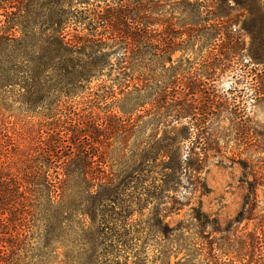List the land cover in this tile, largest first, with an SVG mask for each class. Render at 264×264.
I'll use <instances>...</instances> for the list:
<instances>
[{"label":"trees","instance_id":"obj_1","mask_svg":"<svg viewBox=\"0 0 264 264\" xmlns=\"http://www.w3.org/2000/svg\"><path fill=\"white\" fill-rule=\"evenodd\" d=\"M205 1L113 0L103 12H93L95 18L80 22L89 32L72 37L66 32L70 18L40 32L36 23L23 18H0V264H108L106 253L114 255L111 264H171L167 256L173 253L174 264H264V201L259 193L264 192V171L258 176L253 171V180H245L242 209L224 228L198 207L190 215L201 225L199 232L184 220L170 226L167 208L158 207L164 197L175 195L188 173L194 172L196 183L206 187L200 173L211 138L205 132L216 111L212 102L202 103L196 95L223 63L221 54L225 63L243 62L239 60L245 55L236 21L223 20L214 11L208 18L197 9ZM204 17L208 20L199 19ZM257 44L259 49L249 55L264 66V40ZM194 63L202 70L190 82L176 73L161 75ZM94 80L100 81L103 99L116 97L115 87L124 95L121 111L129 115L119 119L117 129L124 138H137L130 162L138 164L140 174L131 181H140L141 190L125 206L128 217L140 211L133 208L137 204L150 212L148 206L160 200L152 206L155 222L145 220L144 230L124 229L131 238L122 243L115 239L105 248L93 238V226L104 216L102 207L113 201L110 191L120 190L106 171L104 151L95 145L100 135L108 136V127L92 116L84 120L61 114L63 104L94 92ZM257 83L264 85V79ZM9 103L20 104L21 110ZM146 104L151 105L149 120L143 121L142 114L133 117ZM17 112L56 119L52 127L43 121L18 140L5 127L6 118ZM145 129L151 132L146 138ZM253 145L264 151V129L254 134ZM242 167L248 176V163ZM148 172L155 175L144 174ZM102 220V230L114 228ZM244 221L254 226L235 227ZM132 222L127 218L122 227ZM153 232L162 236L158 243L152 248L139 244ZM171 238L177 246H169ZM148 250L154 251V260Z\"/></svg>","mask_w":264,"mask_h":264},{"label":"rangeland","instance_id":"obj_2","mask_svg":"<svg viewBox=\"0 0 264 264\" xmlns=\"http://www.w3.org/2000/svg\"><path fill=\"white\" fill-rule=\"evenodd\" d=\"M112 2L113 0H0V18H23L31 23H36V32L43 31L50 23L58 22L63 18H70L71 24H69L66 32L69 33V37H72L76 34L89 32L80 22H85L88 18H95L93 12L98 10L103 12L104 8ZM197 9L204 15L208 14V18H212L209 13L214 11L222 14L223 20H235L234 30H240L243 35L245 55L241 56L239 60L243 62L225 63L226 55L221 54L220 61L223 63L215 71L212 80H206V83L201 85L202 94L200 92L196 95V97L199 96L202 103L212 102L216 111L212 113L210 125H208L210 127L205 132L211 138V149L206 151L207 157L200 173L206 187L196 183L194 172L188 173L187 176L183 177L175 195L171 193L169 194L170 198L164 197L161 206H158L167 208L165 221L170 226L184 220L187 224H191L194 232H199L202 228L195 220H191L192 208H201L203 212L216 218L219 225L224 228L242 209L247 193L245 180H253V171L257 173V176L264 171V151L258 152V145H253L254 134L264 129V85L257 83L260 78L264 79V66L257 64L254 58L252 59L249 55L251 52H256L259 49L257 43L264 40V0H206L204 4L197 6ZM208 18L199 19L208 20ZM16 34L20 33L16 32ZM227 46L228 43H225L224 52H226ZM180 55L181 53L178 52L175 57ZM186 57L192 60L197 58L195 54H188ZM201 70L200 63H194L191 66L184 64L173 71H162L161 75L166 77L176 73L179 77L184 78L182 82H190L194 75ZM114 76L115 74H113ZM131 80V84L138 82L136 74L132 76ZM99 83V80L91 82L94 91L92 94L76 97L74 100L63 104L61 114L66 117L67 115L81 117L84 120L92 116L98 120L99 124L104 122L103 127H108V136L100 135L96 139L95 145L104 151L106 171L112 177L114 186L118 185L120 190H118L119 192L110 191V198L113 201L108 202L104 207L100 206V210L101 207L105 209L104 216L100 215L93 226V238L101 244L102 248H105L110 241L113 242L115 239L120 240L119 243L128 241L131 237L124 236L126 232L124 229H130V231L134 229L144 230L145 220L155 222L156 218L152 206L160 200L148 206L151 209L150 212L148 209H141L137 204L133 208L140 211L134 212L128 217L129 209L127 210L125 206L130 204L131 197L136 196L137 191L141 190L140 181H131L132 176L140 174L138 164L132 165L130 162L132 154L136 151L137 138H124L123 131L117 129L119 119H125L126 115H129L122 112L125 104L124 95H120L118 93L120 90L118 91V88L115 87L116 97L103 99L101 97L103 91H100ZM257 89H260L261 93ZM9 105L18 107V111L21 110L18 103H9ZM201 106L204 108L205 104ZM149 108L151 105L146 104L141 111L134 113L133 117L142 114L144 116L143 121L149 120V116L146 115ZM35 110H39V108ZM33 114L17 112L16 116L6 118L5 127L12 132L10 135L13 138L21 140L28 129L38 130L43 121L51 123L52 127L56 119V117H50L43 120L42 115ZM101 132L104 134L103 131ZM150 133V129H145L143 137H148ZM182 152L184 153V150ZM242 162H247L249 165L247 168L248 176L244 175ZM144 174L155 175V173L150 172ZM127 181H130L127 190L122 191L121 188ZM259 193L260 199L264 201V192L260 190ZM173 195L175 198H172ZM133 202L136 201L133 200ZM261 206H264V203ZM103 218H106L108 223H111L109 226L114 228L102 230ZM127 218L130 222L133 221V224L124 228L122 226H124ZM246 224L248 228L254 226L251 221H244L235 227L242 229ZM24 226L26 225L22 222L20 227L24 228ZM139 237H141L140 234ZM161 239L160 234L153 232L150 236L141 237L139 244L146 242V248H149L148 245L151 247ZM171 239V241H167L169 246H177L178 241L173 240L174 238ZM133 241L136 240L133 239ZM59 251L64 252V249L61 248ZM148 251L151 254L150 260H154L157 257L154 255V251ZM184 252L180 253L178 258L184 256ZM104 256L108 260V264H111L109 262L113 260L114 255L106 253ZM168 257L171 264L177 260L174 253L167 256V260ZM160 263L159 261L157 264Z\"/></svg>","mask_w":264,"mask_h":264}]
</instances>
